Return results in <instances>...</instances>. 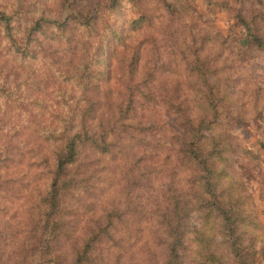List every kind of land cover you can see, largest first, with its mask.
<instances>
[{"label":"clouds","instance_id":"1","mask_svg":"<svg viewBox=\"0 0 264 264\" xmlns=\"http://www.w3.org/2000/svg\"><path fill=\"white\" fill-rule=\"evenodd\" d=\"M0 264H264V0H0Z\"/></svg>","mask_w":264,"mask_h":264}]
</instances>
